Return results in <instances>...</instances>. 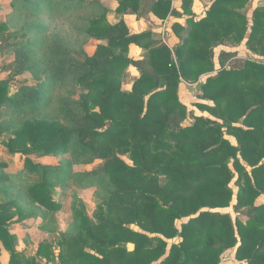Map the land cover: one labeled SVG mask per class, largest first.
<instances>
[{"label":"trees","instance_id":"16d2710c","mask_svg":"<svg viewBox=\"0 0 264 264\" xmlns=\"http://www.w3.org/2000/svg\"><path fill=\"white\" fill-rule=\"evenodd\" d=\"M113 1L114 13L121 15L118 21L111 23L107 9L101 6L84 28L87 37L105 42L98 43L80 68L72 71L82 90L74 104L73 126L62 129L44 119L29 120L12 130L13 135L3 142L10 154L23 161L22 170L14 175L25 171L35 176L27 189L28 202L42 216L62 206L54 194L58 181L64 178V168L39 164L34 158L53 155L71 144L81 154L89 155L90 163L104 159L99 167L82 172L73 183L79 179L82 186L86 181L99 184L108 178L113 189L105 201L106 210L98 223L91 224L81 201L75 203L72 217L80 221L81 229L76 236L59 235L58 263L218 264L224 251L236 247L235 258L245 260L244 264H264V205L250 206L245 222L238 217L233 220L230 213L220 210L230 203V182L235 174L234 209L246 206L249 198L254 200L260 189L264 191V95L255 90L258 82L264 86V67L250 63L228 68L224 60L228 54H219L220 70L199 85V97L213 105L196 104L216 119L194 116L191 124L182 125L186 111L178 98L179 83L197 81L202 74L213 71L214 48L223 42H241L248 28L246 46L264 55V3L253 10L248 27L243 12L248 0H212L200 18L192 11V0H180L179 7L171 0H151L146 12L145 0ZM125 14L136 18L151 14L161 21L168 16L182 19L183 23L171 24L179 45L169 48L155 39L150 29L130 33L122 18ZM131 44L143 53L132 54ZM129 65L137 68L139 76L126 90L120 78ZM7 92L8 83L1 80L0 105L15 109L30 107L38 98L36 88L22 87L12 95ZM27 131L31 132L30 145L24 142ZM224 132H240L237 144H231ZM170 140L176 144L171 146ZM251 142L263 144L253 160ZM114 149L134 153L133 160H140V166H127ZM149 155L152 164L147 170L141 157L146 160ZM243 161L252 167L250 172ZM6 166L0 161V174ZM149 172L166 177L164 186L152 190L155 192L147 191V187L157 186ZM128 179L136 187L127 185ZM245 193L249 195L245 197ZM142 198L146 200L144 206ZM20 201L11 198L0 202V241L10 250L9 264L20 262L13 246L15 236L6 226L26 217L28 208ZM119 208L129 209L139 223L141 211H145L147 228L159 236L147 237L112 220V213ZM186 217L176 229L174 220ZM176 236L179 243L167 248L166 240ZM125 241L132 242L133 249H127Z\"/></svg>","mask_w":264,"mask_h":264},{"label":"rangeland","instance_id":"374dc122","mask_svg":"<svg viewBox=\"0 0 264 264\" xmlns=\"http://www.w3.org/2000/svg\"><path fill=\"white\" fill-rule=\"evenodd\" d=\"M150 2L151 0L143 2L144 12L149 8ZM192 3L196 14H198L197 17L203 16L202 6L205 5L203 1L192 0ZM263 3L264 0H248L247 7L243 10L246 19H248V27L252 24L251 15L253 10ZM101 6L107 9V19L114 21L120 18L121 15L114 13L113 8H115L116 3L113 0H0V81H7L8 95L18 92L22 87L36 88L38 91V98L30 107L23 106V108L15 109L5 104L0 105V161L7 164L6 169L3 170L4 173L0 174V202L18 198L21 200L22 206L28 208L25 212V218L19 222L6 225L8 232L15 236L13 246L15 252L20 254L18 257L20 259L19 264H59V235L64 233L68 236H76L81 229L80 221H75L72 217L75 203L78 200L81 201L88 221L91 224H96L106 210L105 201L109 198V192L113 189L108 182V178H106L108 181L99 184L86 181L82 186L79 179L76 183H73L77 176L80 178L82 172L99 167L104 159L94 160L90 163L89 155L81 154L77 146L70 144L67 149L59 150L53 155L34 158L36 163L64 168V178L58 181L60 184L54 194L55 200L59 201L62 206L58 211L42 216L37 211L38 209H35V205L28 202L27 189L35 176L25 171L18 176L14 175L22 170L23 161L10 154L3 145V142L13 135L12 130L21 128L24 122L29 120L44 119L55 123V127L62 129L73 126L71 125L72 112H74V104L79 101L82 90L79 85L77 86L72 71L75 68H80L84 63L85 56H91L98 43L105 42L89 38L84 32L88 20L93 14L99 12ZM145 18L143 29H148L153 21L147 17ZM176 21L181 22L182 19ZM169 30L173 32L171 24L167 23L165 31ZM165 31L162 32L163 36H166ZM248 33L249 28L241 42H223L216 46L213 50L214 59L219 61V54L225 52L229 55L224 56L225 66L228 68L244 67L250 63L263 68L264 55L253 52L246 46ZM138 76L139 71L137 68L129 65L125 70V75L120 78L122 88L130 90ZM262 85L263 83L258 82L256 84L257 89H255L261 90V96L264 95V86ZM245 87L246 84H244ZM189 91H193V89L191 88ZM192 95L196 98H193ZM200 95L201 91L196 87L194 94L190 93L187 97L181 95V99L178 87V98L185 106L186 111V118L183 119L182 125L191 124L194 121L193 112H204V110L197 107V103L202 102L209 106L213 105L212 101L203 100L199 97ZM183 99H186V104L183 103ZM191 106H195L200 111L193 109ZM144 110L145 108H143V112ZM212 118L214 117L212 116ZM234 125L245 128L241 123H234ZM30 135L31 132L27 131L24 137V142L27 145H30ZM239 135L240 132L229 134L224 132V137L236 144ZM254 136L256 137L255 134ZM130 141L133 142V140ZM134 142L133 144H136L137 141L134 140ZM169 142L171 146L176 144L171 140ZM205 144L209 145L208 142H205ZM249 147L252 148L250 149V158L253 160L258 157L263 144L261 142L257 144L251 142ZM114 150L117 157L127 166H140L137 165L140 160H133L134 153L119 151V149ZM166 154L169 158V151H166ZM141 159L145 164L144 169H150L151 156L149 155L146 160L143 157ZM242 164L247 167L244 161ZM229 167L233 170L231 162ZM249 167L252 169L251 166ZM148 174L156 180L157 185L156 187L153 185L147 187V191L151 190L148 192H155L157 187L164 186L166 182L164 175L156 177L152 172ZM235 178L236 174L230 182L233 192L230 203L226 207L220 208V210L230 213L233 220L238 217L245 222L246 217L249 215L247 211H249L250 206L264 205V191L260 189L261 193L254 200L249 198L246 206L236 210L234 209L237 202ZM127 185L136 187L135 183L130 182V179L127 180ZM248 195L247 193L244 194L245 197ZM127 201L126 199L125 202ZM144 204H146V200L142 198L141 206H144ZM141 215L142 219L139 223L129 209L119 208L115 209L111 218L116 222L125 224L130 231L141 232L147 237L156 236V233L147 228L149 222L144 220L146 212L141 211ZM187 218L175 219L174 226L176 229H179L182 222ZM179 241L178 236L170 238V242L175 244ZM123 243L127 249L131 250L134 247L132 242L125 241ZM235 252L236 247L224 251L218 264H244L245 260L240 261L235 258ZM10 255V250L5 249L0 241V263L9 264L11 262Z\"/></svg>","mask_w":264,"mask_h":264},{"label":"crops","instance_id":"0c3cea01","mask_svg":"<svg viewBox=\"0 0 264 264\" xmlns=\"http://www.w3.org/2000/svg\"><path fill=\"white\" fill-rule=\"evenodd\" d=\"M172 1V5L175 6V7H179L180 6V0H171ZM203 3L205 4L204 6H202V10H203V13L205 12L206 8L211 4L212 0H202ZM115 9V8H113ZM192 11L195 13V15L197 16L198 14H196L194 8H193V3H192ZM197 13H200V12H197ZM202 16V15H201ZM147 18H149V20L153 21L151 24V27H149L148 29H150L153 33V37L157 40H160L161 39V42L165 43L166 45L169 46V48L173 49L175 48L177 45H179V38L173 33L171 32V30L169 31H165L166 27H167V23L169 24H172L174 21H176L177 19L173 16H168L166 19L164 20H158L156 19L155 17H153L151 14H148L146 16ZM127 25V27H129V31L130 33H138V32H141L143 30H146V29H143V24H144V20H146L145 17H140V18H136L134 15L132 14H125L123 15L122 17ZM198 18V17H197ZM109 20V19H108ZM111 23H114L116 21H118V19H115L114 21H111L109 20ZM183 21V20H182ZM181 21V22H182ZM147 22V21H146ZM140 28V29H137V28ZM165 31L166 32V36H163L162 35V32ZM165 34V33H163ZM130 48V52L132 54H134L135 56H139L143 53L142 49L139 48L138 46L134 45V44H131L129 46ZM220 68V65H219V61L218 60H215L214 59V70L211 71V72H208V73H205V74H202L197 81H194V82H187V81H184L182 80L180 83H179V93H180V98H181V95L184 96L186 95L185 97H187V95H189L190 93H193L194 94V91H195V88L198 87L199 88V85L201 83H203L206 78L208 76H214L217 71L219 70ZM188 87V88H187ZM193 89V91H189V89ZM193 96V95H192ZM193 98H196L193 96ZM182 99V98H181ZM186 99H183V103L186 104ZM204 100V99H203ZM202 103V102H201ZM193 109H196V110H199L198 108H196L195 106H191ZM200 111V110H199ZM193 115L194 116H203V117H208V118H211V119H214L212 118V116H210L206 111H204L203 113L200 112V113H197V112H193ZM191 123V122H190ZM186 125H189V124H186ZM226 138V137H225ZM227 139V138H226ZM231 144H234L236 145V143L234 142H230ZM247 167L246 170L248 172H250L251 168L246 165ZM168 244H167V248H169L171 246V244L173 242H170V239L169 241H167Z\"/></svg>","mask_w":264,"mask_h":264}]
</instances>
